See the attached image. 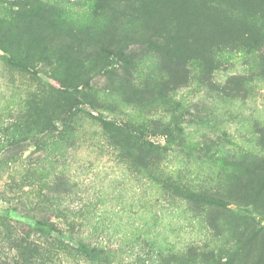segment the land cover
Returning <instances> with one entry per match:
<instances>
[{
  "label": "rangeland",
  "instance_id": "obj_1",
  "mask_svg": "<svg viewBox=\"0 0 264 264\" xmlns=\"http://www.w3.org/2000/svg\"><path fill=\"white\" fill-rule=\"evenodd\" d=\"M201 1L0 0V264H264V29Z\"/></svg>",
  "mask_w": 264,
  "mask_h": 264
},
{
  "label": "trees",
  "instance_id": "obj_2",
  "mask_svg": "<svg viewBox=\"0 0 264 264\" xmlns=\"http://www.w3.org/2000/svg\"><path fill=\"white\" fill-rule=\"evenodd\" d=\"M220 4L224 7V2L219 0ZM219 4V2L215 1V0H202L200 3L201 7H205L207 10L212 11V13H214L215 10L222 12L221 15L216 16L213 20V28L210 29L209 31V35L211 36V33L214 31H217L219 29H224L226 28V25L228 24L229 21H231V19L236 18L237 20H242L244 21V25L250 28H254L255 30H258L259 32L261 30L264 29V21L263 23H259L258 19H257V15H258V11H253L250 15L246 16L245 18L239 16L238 13H236V10L233 8H222L221 5ZM214 14H211V16H213ZM213 43L211 42L210 45H212ZM4 59L7 61V63L14 69L16 70H21L24 72H28V73H33L36 72L30 65H28L27 63L23 62V61H19L14 55L10 54V53H6L4 55ZM70 98L74 99L76 98L75 95L73 93L70 94ZM178 118V117H176ZM106 130L112 134L113 138H118V136L114 133V131L111 129L110 125L107 122L103 123ZM183 129L179 128V132L182 133ZM262 139L264 140V134L262 136ZM132 154L135 156V152H132ZM264 161V158H263ZM149 167V165H148ZM263 167V166H261ZM178 188V187H176ZM53 226V225H52ZM53 228V227H52ZM82 250L84 251L85 254H87L88 256H90L91 258H102V252L101 250L94 246L93 248L88 247L87 245H85V243H82L81 245Z\"/></svg>",
  "mask_w": 264,
  "mask_h": 264
}]
</instances>
